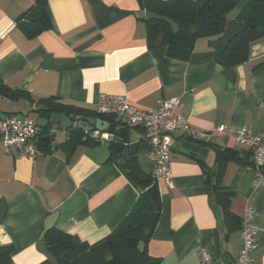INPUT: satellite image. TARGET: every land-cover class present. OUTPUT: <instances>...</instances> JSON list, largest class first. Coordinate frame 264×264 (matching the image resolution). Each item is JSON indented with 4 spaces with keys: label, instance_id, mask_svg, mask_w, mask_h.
<instances>
[{
    "label": "crops",
    "instance_id": "crops-1",
    "mask_svg": "<svg viewBox=\"0 0 264 264\" xmlns=\"http://www.w3.org/2000/svg\"><path fill=\"white\" fill-rule=\"evenodd\" d=\"M35 1L0 0V82L29 93L9 97L0 92V117L29 115L35 104L30 96L56 97L93 110L102 94L124 95L145 110L177 97L176 112L194 127L246 126L264 136V38L251 45L247 61L232 67L236 76L230 83L217 69L212 39L199 38L187 61L167 56L164 46L151 47L139 0H48L50 28L29 37L18 22ZM116 118L127 123L132 142H141L135 155L142 171L152 174L145 128L122 115ZM70 124L68 117L54 124L52 149H39L36 156L6 149L0 138V207L2 200L7 204L0 246H14L12 264L47 260L37 245L51 214L57 213L56 228L94 244L117 229L144 192L120 157L109 160L113 134L70 151L64 145ZM184 138L174 136L173 186L157 181L161 208L147 250L161 264H200L202 249L213 264H236L241 228L224 221L222 207L208 190L205 168L217 164L219 150L250 151L233 137L213 135L197 141L209 148L201 162L181 152ZM217 180L234 192L231 209L237 217L253 209L260 240L253 264H264V182L253 165L236 160L222 169L219 165Z\"/></svg>",
    "mask_w": 264,
    "mask_h": 264
},
{
    "label": "trees",
    "instance_id": "trees-1",
    "mask_svg": "<svg viewBox=\"0 0 264 264\" xmlns=\"http://www.w3.org/2000/svg\"><path fill=\"white\" fill-rule=\"evenodd\" d=\"M139 2L146 12L151 11L166 16L180 27L175 33L172 26L164 20L145 19L149 45L164 46L167 56L187 61L199 38L206 37L214 40L223 36L224 17L237 6L238 0H139ZM47 5L48 0H36L35 4L19 18L18 23L27 36H37L50 28L51 21ZM238 23L239 33L228 43L222 55V64L225 68H232L247 61L251 45L264 38V0H247L245 8L238 17ZM0 92L9 97L29 94L25 91H12L1 82ZM30 102L32 105L36 104V108L31 109L29 113L36 121L41 117H50L52 113H60L70 118L69 139L64 143L70 151L78 144L97 141L76 125L79 120L91 116L109 119L119 125L110 142L109 160L121 157L125 148V143L119 141V137L124 138L125 142L130 141V128L126 126L127 123L117 120L116 115L101 114L93 109L64 103L56 97L34 99L30 96ZM51 128L52 125L40 128L37 143L39 149L44 152L52 149ZM251 159V152L226 148L224 151L219 150L216 162L222 169L229 160L253 165ZM124 167L129 169L130 176L144 188L131 213L108 237L94 244L84 243L76 235L59 230L55 226L48 229L45 241L48 250L56 257L57 264H161V259L151 256L147 250V243L158 221V217L156 221H152L151 212L157 210L159 216L161 205L159 203L155 207L146 190L157 181L152 174L146 175L142 171L136 155L131 156ZM205 172L208 190L215 195L222 207L224 221L231 227L236 222L241 228V218L237 217L231 209L234 192L221 187L219 180L213 181L212 167L205 168ZM142 175H146L147 179H142ZM145 228L151 229L149 236L145 235ZM140 241L145 242L143 252L138 247ZM13 252L14 246L11 244L0 246V264H12ZM40 264L52 263L47 259Z\"/></svg>",
    "mask_w": 264,
    "mask_h": 264
},
{
    "label": "built area",
    "instance_id": "built-area-1",
    "mask_svg": "<svg viewBox=\"0 0 264 264\" xmlns=\"http://www.w3.org/2000/svg\"><path fill=\"white\" fill-rule=\"evenodd\" d=\"M180 103L177 97L160 99L156 110H145L129 102L124 95L102 94L96 111L106 115H122L132 124L145 128V141L150 145V158L153 162L152 177L163 180L173 186L169 169L174 136L181 134L192 141L209 139L213 135L233 137L237 145L252 153L253 167L259 175V182H264V136L249 127L239 129L218 125L211 129L194 127L188 118L176 112ZM36 108V105H33ZM40 127L31 115H9L0 117V138L6 149H13L29 156L39 153L38 137ZM89 136L95 140L109 139L110 133L94 129ZM242 245L236 264H253V252L259 248V229L255 224V213L248 207L241 217ZM200 264H213L206 249L200 251Z\"/></svg>",
    "mask_w": 264,
    "mask_h": 264
},
{
    "label": "water",
    "instance_id": "water-1",
    "mask_svg": "<svg viewBox=\"0 0 264 264\" xmlns=\"http://www.w3.org/2000/svg\"><path fill=\"white\" fill-rule=\"evenodd\" d=\"M247 4V0H238L237 6L230 11L225 17H224V23L222 27V33L223 36L218 39H214L211 41V45L216 49V60H217V69L219 71H222L224 75L227 77L228 81L230 83H234L235 81V71L230 67H224L222 64V55L228 45V43L234 39L238 33H239V23H238V17L243 11ZM140 12L137 13L138 16H140ZM145 19H161L166 22H168L175 33L179 31V25L172 19L159 15L157 13H153L151 11H147L145 13ZM63 115L60 113H52L50 117H41L37 120V124L40 128L47 127L49 125L54 124H62L63 122ZM77 127L81 130H84L85 132H91L94 129H98L101 131H107L110 134H115L116 130L119 128L118 123L113 122L109 119H103L96 116L88 117L84 120H79L76 123ZM58 128H61V126H58ZM176 137L178 134L175 135ZM119 141L125 143V148L122 151L121 157L119 159V162L124 165L131 156L135 155L137 149L139 148L141 142L135 141L132 142L131 138L129 142H125V139L122 137L118 138ZM181 152L183 154L189 155L192 158L198 159L201 162H204L206 160V156L209 152V148L206 146H203L200 142L192 141L188 138L181 139ZM214 176L213 181L216 182L219 175V164H216L212 169ZM262 172L264 173V168H262ZM142 179L146 180L147 176L142 175ZM151 202L155 207H157L160 203V190L157 183L151 185L146 190ZM7 212V204L5 200L1 201V207H0V219H2ZM158 217L157 210H154L151 212V219L152 221H156ZM57 219V213H53L50 215V217L47 220V230L52 228L54 226V223ZM145 235L149 236L151 234L150 228L144 229ZM39 251H41L43 254L46 255L47 259L52 264H57L56 257L48 250L47 242L45 241V235L43 236L41 242L37 245ZM140 251H144L145 249V242L140 241L138 245Z\"/></svg>",
    "mask_w": 264,
    "mask_h": 264
},
{
    "label": "rangeland",
    "instance_id": "rangeland-1",
    "mask_svg": "<svg viewBox=\"0 0 264 264\" xmlns=\"http://www.w3.org/2000/svg\"><path fill=\"white\" fill-rule=\"evenodd\" d=\"M64 123H65V124L67 123L66 120H64Z\"/></svg>",
    "mask_w": 264,
    "mask_h": 264
}]
</instances>
